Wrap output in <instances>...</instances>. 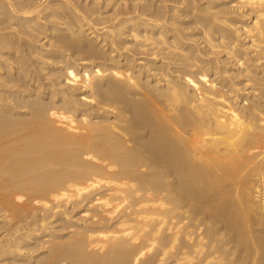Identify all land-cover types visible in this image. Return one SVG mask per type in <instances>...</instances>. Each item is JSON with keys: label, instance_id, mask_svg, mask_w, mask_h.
Returning a JSON list of instances; mask_svg holds the SVG:
<instances>
[{"label": "bare ground", "instance_id": "obj_1", "mask_svg": "<svg viewBox=\"0 0 264 264\" xmlns=\"http://www.w3.org/2000/svg\"><path fill=\"white\" fill-rule=\"evenodd\" d=\"M0 264H264V0H0Z\"/></svg>", "mask_w": 264, "mask_h": 264}, {"label": "rangeland", "instance_id": "obj_2", "mask_svg": "<svg viewBox=\"0 0 264 264\" xmlns=\"http://www.w3.org/2000/svg\"><path fill=\"white\" fill-rule=\"evenodd\" d=\"M80 1H82V0H80Z\"/></svg>", "mask_w": 264, "mask_h": 264}]
</instances>
